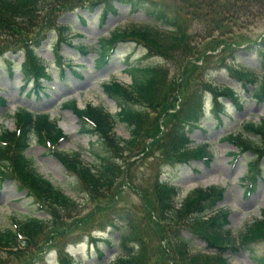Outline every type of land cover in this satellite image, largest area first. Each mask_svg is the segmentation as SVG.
I'll list each match as a JSON object with an SVG mask.
<instances>
[{
  "label": "rangeland",
  "instance_id": "374dc122",
  "mask_svg": "<svg viewBox=\"0 0 264 264\" xmlns=\"http://www.w3.org/2000/svg\"><path fill=\"white\" fill-rule=\"evenodd\" d=\"M157 1L179 9L185 22L184 35L193 40L195 47L209 51L213 57L199 60L193 56L191 61L198 67L191 68L181 61L173 63L158 55H149L147 48L136 40L123 38L111 53L103 55L101 45L111 35L135 25L146 29L160 24L151 15L154 12L152 2ZM214 1L146 0L135 7L113 1L115 10L104 3L93 11L78 8L63 12L60 18L56 17L59 25L46 31L44 42L37 51L48 67V78L39 87L32 82L24 86V52L0 57V97L6 99V103L0 100V132L16 130L14 114L19 108L48 111L68 137L55 148L32 137L26 154L35 160L41 174L78 201L67 208L58 207L54 211L57 216L53 217L46 203L30 197L27 190H20L16 181L0 178V228L13 227L15 219L33 216L48 219L44 235L32 246L24 247L26 242H23L21 251L0 249V264H63L60 250L62 253L69 250L68 255L73 257L75 264H110L121 254L120 230L111 226L114 221L123 224L120 211L132 212L134 224L153 248L158 245V240L150 218L156 219L158 213L154 210L149 214L148 208L153 209L156 205L157 182L163 180L179 187L180 199L196 187L224 188V198L216 208L229 211L228 226L235 233L262 217L264 157L255 160L250 152L237 155L238 148L227 137L230 133L237 134L244 122L258 123L264 118V98L255 97L252 87L243 88V81L236 75L238 67L264 74V0H224L223 4L227 3L230 8L225 12L229 21L217 29L214 18H221L223 13L219 9L225 7L223 4L210 5ZM62 25L68 26V30L60 29ZM182 37L161 38V46L169 47ZM208 45L216 48H206ZM148 65L165 68L159 103L155 101L147 107V115L133 136L126 123H116V134L131 138L130 149L111 153L119 158L115 164L120 167L113 171L118 176L111 190L91 193L76 173L61 163L54 149L79 151L84 161L99 166L105 158L106 148L101 137L83 132L78 118L64 103L84 107L92 102L116 113L120 103L104 90V82L117 80L130 84L135 72V67L131 69V66ZM208 82L229 85L237 96L236 102L223 98L224 112L218 115L212 110L213 104L207 95L200 125L186 124L190 146L206 144L212 156L193 159L188 164L171 163L163 157L161 148L162 137L167 135L171 125L170 113L177 110L187 94L208 91ZM251 161L257 170H252ZM148 199L153 204L148 205ZM188 237L192 239L193 251L211 252L205 242L191 235ZM226 255L232 264H257L253 256L264 258V241L250 244L248 250Z\"/></svg>",
  "mask_w": 264,
  "mask_h": 264
},
{
  "label": "trees",
  "instance_id": "16d2710c",
  "mask_svg": "<svg viewBox=\"0 0 264 264\" xmlns=\"http://www.w3.org/2000/svg\"><path fill=\"white\" fill-rule=\"evenodd\" d=\"M113 1L115 0H0V56L3 57L9 52L24 51L26 57L22 65L25 80L29 82L34 78L35 85L39 86L41 79L47 76V68L36 51L45 39L46 31L53 27V24L57 25L56 17H59V13L77 7L93 9L103 3L113 8ZM118 1L131 3L134 7L146 0ZM223 2L224 0H215L210 5L221 6ZM152 4L154 12L151 15H154L153 17L160 24H154L146 29L135 25L109 39H104L102 48L107 51L104 54L111 53L119 39L123 38V40H136L147 48L149 55L155 54L173 63L181 61L191 68L198 67V64L191 61L193 56L199 60L213 57L208 53L209 51L203 52L200 47H195L193 40L188 35H184L185 22L179 9L170 7L165 2L157 1ZM223 6L225 9H219V12L223 13L222 17L214 18L216 29L222 23L229 21L225 12H229L230 8L227 3ZM161 25L166 27L162 28ZM174 35L184 37L171 46L165 45L162 48L160 39ZM209 47L216 48L215 45H208L206 48ZM131 67V69L135 67L132 83L124 84L111 80L104 84L108 95L120 103L121 110L117 113H110L105 107L92 103L86 104L85 108L76 105L73 107L80 120L87 123L85 132L101 137L106 148L105 158L100 161L99 166L84 161L80 152L69 153L54 149L56 157L67 169L76 173L91 193L111 190L118 176V173L115 175L113 171L117 167L120 168L115 164L119 158L111 153H121L130 149L131 138L118 136L114 132L115 124L118 121L126 123L133 136L147 115V107L155 101L158 104L160 100L158 94L165 80L162 76L164 66ZM243 69L245 67H238L239 71H236V75L243 81V88L252 87L254 96L263 99L264 74L259 75L257 71ZM206 89L212 92V110L218 115L224 112L225 103L222 98L234 102L237 100L234 88L229 85L208 82ZM206 93L198 90L187 94L177 110L170 113L171 125L167 135L162 137L161 148L164 152L163 157L171 163H189L193 159L212 156L206 144L191 147L190 137L185 130L186 124L200 125ZM16 121L17 131L5 129L0 133V162L4 166L2 169L23 188H27L31 196L46 203L51 215L56 217L54 211L58 207L67 208L75 205L76 202L62 188L39 173L34 160L25 152L32 136H36L40 142L49 141L54 146L67 136L57 122L50 119L48 113L35 114L20 109L16 114ZM244 132L255 138L246 136ZM227 139L238 147L240 153L250 152L255 156L253 157L255 160L263 158L264 118L258 123L244 122L240 131L237 134L230 133ZM251 166L252 170H257L256 164H252V161ZM157 183V203L153 209L148 208V213L151 214L154 210L158 213L156 219L150 218L158 245L151 248L147 244V240L134 224L135 219L131 211H120L122 212L120 220L123 224L118 225L114 221L112 226L120 230L119 245L122 253L111 264H232L229 256L226 255L228 252L248 250L250 244L264 241V209L261 218L235 233L228 226L229 211L215 208L224 198V188L196 187L184 199H180L181 191L178 186L170 184L169 181ZM147 204L151 205L153 201L148 199ZM46 224L45 219L37 217L17 220L14 228L0 229V248H10L9 252L21 251L24 249L22 238L26 242L24 247L32 246L45 233ZM188 235L205 242L211 252L193 251L192 239ZM61 257L63 264H74L66 253H61ZM253 257L257 264H264L263 257Z\"/></svg>",
  "mask_w": 264,
  "mask_h": 264
}]
</instances>
